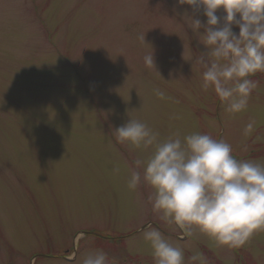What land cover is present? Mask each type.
I'll return each mask as SVG.
<instances>
[{"label": "rangeland", "instance_id": "rangeland-1", "mask_svg": "<svg viewBox=\"0 0 264 264\" xmlns=\"http://www.w3.org/2000/svg\"><path fill=\"white\" fill-rule=\"evenodd\" d=\"M186 8L174 0H0V264H83L96 250L109 264H154L144 239L153 228L182 248L185 264L196 251L206 264H264V231L239 249L198 231L185 236L153 211L149 185L127 187L135 160L152 151L116 142L113 130L128 119L161 139L208 134L236 159L264 163V73L252 77L259 83L245 111H225L202 88L203 38ZM152 52L156 69L144 62Z\"/></svg>", "mask_w": 264, "mask_h": 264}, {"label": "clouds", "instance_id": "clouds-1", "mask_svg": "<svg viewBox=\"0 0 264 264\" xmlns=\"http://www.w3.org/2000/svg\"><path fill=\"white\" fill-rule=\"evenodd\" d=\"M174 3L187 6L184 17L191 21L192 33L203 38L199 43L205 52L197 61L204 68L202 88L212 89L225 104V111H245L259 83L252 77L264 73V0ZM220 10L222 16L217 15ZM201 12L206 22L198 18ZM144 62L155 68L154 53L146 55ZM154 92L159 99H171L160 89ZM255 123L251 120L245 126L246 136L254 131ZM113 132L119 144L152 149L146 160H135L137 170L131 172L127 187L135 190L142 182L149 185L153 211L165 222L177 225L185 236L198 231L218 246L239 249L264 231V163L238 160L229 143L200 132L161 139L158 132L136 119H128ZM144 239L150 244L154 264H185L182 248L170 243L161 231L146 230ZM188 260L189 264H206L199 251ZM83 264H109L108 254L96 250Z\"/></svg>", "mask_w": 264, "mask_h": 264}]
</instances>
